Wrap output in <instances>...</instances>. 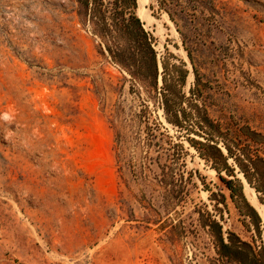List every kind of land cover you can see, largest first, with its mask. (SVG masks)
I'll list each match as a JSON object with an SVG mask.
<instances>
[{"label":"rangeland","instance_id":"rangeland-1","mask_svg":"<svg viewBox=\"0 0 264 264\" xmlns=\"http://www.w3.org/2000/svg\"><path fill=\"white\" fill-rule=\"evenodd\" d=\"M145 8L149 25L137 0H0V264H236L200 225L207 195L224 196L247 243L243 201L222 181L247 199L245 177L233 158V176L219 174L202 144L264 160V0ZM120 11L148 34L155 84L105 50L117 43L101 17ZM247 184L264 229V179Z\"/></svg>","mask_w":264,"mask_h":264},{"label":"trees","instance_id":"trees-1","mask_svg":"<svg viewBox=\"0 0 264 264\" xmlns=\"http://www.w3.org/2000/svg\"><path fill=\"white\" fill-rule=\"evenodd\" d=\"M94 1V0H93ZM96 1V0H95ZM129 0H116V5L122 9L127 7ZM132 5L136 6V0H130ZM120 13H114L113 17H108L105 14L102 15L101 21L103 28L99 30V34L108 41H114L117 43L115 47H111L108 44L105 46V50L111 56V58L119 64L122 68L126 69L135 79L141 81H149L155 84L158 78L159 63L155 50L152 47V43L148 38V34L144 31L143 25L140 19L136 16L130 18L120 17ZM108 20L113 22V26L109 25ZM130 41L128 47L123 49L121 42L123 40ZM188 76V71H184L179 79V86L182 88ZM164 84L167 80L163 78ZM180 91H178L179 93ZM178 113V110L174 109ZM176 116L175 124L181 126V122ZM201 119L211 124L208 117L203 116ZM261 137L257 133H251L250 138ZM204 149H208L212 153L207 156L208 161H212L214 168L219 174L223 172L227 176H233V169L229 163L231 158L240 168L245 179L250 183L253 177L261 182L264 179V160L260 157L253 158L250 155H242L241 157H235L232 149L225 144L227 154H225L218 145L208 146L202 144ZM222 181L228 186L231 191L232 199L240 198L243 201L244 206L239 209L242 214L248 215L254 224L257 233L260 235L261 218L257 211L248 203L243 194V185L239 180H227L225 178ZM238 183V184H236ZM222 203H226L224 196H220L219 199ZM262 201V199H261ZM212 231L217 239V253L221 258L231 261L236 264H264V251L258 255L254 253L250 245L240 241L235 235L229 237V241L225 242L221 236V227L217 223H211Z\"/></svg>","mask_w":264,"mask_h":264},{"label":"built area","instance_id":"built-area-1","mask_svg":"<svg viewBox=\"0 0 264 264\" xmlns=\"http://www.w3.org/2000/svg\"><path fill=\"white\" fill-rule=\"evenodd\" d=\"M204 201L208 205V209L210 212V221L204 226L203 225H200V226L208 234L209 241L211 243V247L213 251L215 250L217 251V239H216L214 232L212 231L211 223H217L221 227L222 239L225 242H228L229 237L233 234V229L231 227L232 226L231 225V222H232L231 213L230 211H227L226 203L224 204L220 200H214L212 196L207 195ZM216 205L223 208L222 213L218 214L217 212L213 211V207ZM238 212H239V215H238L237 221H238L239 228L249 233V235H251L250 239H248L246 244L250 245L254 253L258 255L259 253L264 251L263 225L260 226L261 234L259 235L256 231L254 224L251 221V218L248 215L242 214L239 210Z\"/></svg>","mask_w":264,"mask_h":264},{"label":"bare ground","instance_id":"bare-ground-1","mask_svg":"<svg viewBox=\"0 0 264 264\" xmlns=\"http://www.w3.org/2000/svg\"><path fill=\"white\" fill-rule=\"evenodd\" d=\"M138 2V9H137V14L139 16V18H141L143 21H147L149 25L151 23V21H154L151 19L150 14H149V10H147L145 7L147 5L148 0H137ZM242 176V175H241ZM246 187L244 189L245 191V195L247 197V199L253 204V205H257L259 206V202L257 199V195L256 192L253 188H251L246 182V180L244 179ZM262 207V206H261ZM261 210V209H260ZM262 212V210H261Z\"/></svg>","mask_w":264,"mask_h":264}]
</instances>
